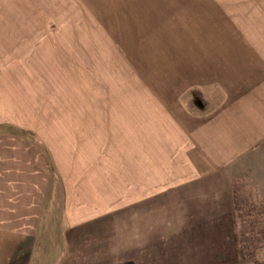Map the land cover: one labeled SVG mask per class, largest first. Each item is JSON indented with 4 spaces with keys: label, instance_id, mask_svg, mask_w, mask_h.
I'll return each instance as SVG.
<instances>
[{
    "label": "rangeland",
    "instance_id": "1",
    "mask_svg": "<svg viewBox=\"0 0 264 264\" xmlns=\"http://www.w3.org/2000/svg\"><path fill=\"white\" fill-rule=\"evenodd\" d=\"M249 68L264 70V0H0V135L25 147L14 153L16 166L30 159L33 181L43 178L36 215L16 216L31 229L0 230V264L14 256L15 264H71L56 262L66 198L91 188L110 191L117 206L106 254L136 264L135 185L124 177L135 150L118 132L130 133L137 106L177 97L186 85L203 87L185 99L205 108L214 79ZM255 168L241 177L256 182L239 184L251 189L239 193L247 206H238L234 224L207 246L158 247L149 264H264V190H256L264 167Z\"/></svg>",
    "mask_w": 264,
    "mask_h": 264
},
{
    "label": "crops",
    "instance_id": "2",
    "mask_svg": "<svg viewBox=\"0 0 264 264\" xmlns=\"http://www.w3.org/2000/svg\"><path fill=\"white\" fill-rule=\"evenodd\" d=\"M232 72L223 80L214 79L218 88L204 98L205 108L198 106V98L185 99L189 91L203 87L186 85L177 97L168 95L151 106H137L135 119L128 121L130 133L118 132L122 145L135 150L130 174L124 177L134 178L135 185L130 202L136 207L139 232L136 264L153 262L158 247L169 253L167 247L175 245L184 250L207 246L208 236L234 224L238 206H247L243 200L239 204L244 198L239 193L251 188L239 184L250 182L253 188L256 181L241 177L255 175V167H264V70ZM93 112V118L100 115ZM73 115L78 117L77 112ZM16 142V138L0 135V215L6 216L0 219V230H30L26 220V226H17L21 223H16V216H35L37 196H41L43 178L33 181L31 160L27 164L20 160L19 167L15 164L19 158L14 153L25 149ZM89 165L94 167L95 162ZM94 180V176L89 177L87 183L95 189ZM110 195V191L91 188L67 196L65 224L59 228L64 251L56 262L113 264L106 254L110 243L105 237L117 208L109 202ZM172 223L175 226L168 232L166 225ZM141 232L146 242L140 240ZM11 263H16L15 256Z\"/></svg>",
    "mask_w": 264,
    "mask_h": 264
}]
</instances>
